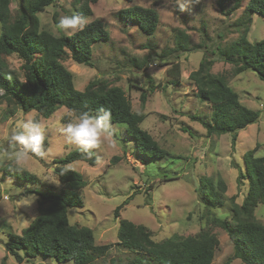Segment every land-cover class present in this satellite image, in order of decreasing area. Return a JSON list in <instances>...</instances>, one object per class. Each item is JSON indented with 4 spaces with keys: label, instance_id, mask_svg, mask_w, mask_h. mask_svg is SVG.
I'll list each match as a JSON object with an SVG mask.
<instances>
[{
    "label": "rangeland",
    "instance_id": "rangeland-1",
    "mask_svg": "<svg viewBox=\"0 0 264 264\" xmlns=\"http://www.w3.org/2000/svg\"><path fill=\"white\" fill-rule=\"evenodd\" d=\"M235 1L97 0L91 4L93 15L85 20L101 18L111 37L94 45L93 66L78 64L70 55L65 57V66L75 73L76 87L84 89L97 77L123 87L133 109L145 113L142 127L169 152L161 160L139 154L125 126L116 123L110 125L112 136L91 149L97 156L96 165L81 160L71 164L88 183L83 190V206L69 208L70 222L90 227L97 244L113 245L105 256L96 259L95 264H127L136 256L137 252L116 243L121 218L146 225L156 240L175 233L187 236L210 227L204 216L205 205L200 199L199 188L204 177L216 181L222 178L227 185L223 194L225 204L214 209V214L230 216V198L234 195L237 202H242L247 184L239 185L237 177L239 167L243 168L244 153L258 143L259 152L264 155V80L251 70L230 75L229 83L238 91L241 102L261 110L257 122L238 131L233 146L231 133L207 134L199 118H209L212 109L196 97L195 85L188 78L205 52L211 56L217 45H226L240 37L244 24L237 27V23H248L250 13L246 6L249 0H240L239 8L229 14H224L220 5L222 2L228 10ZM133 4L153 7L159 12V24L153 35L143 33L135 23L119 17L121 9ZM10 6L16 16L19 0H11ZM79 6V0H57L53 6L38 12L41 28L55 35L67 34L58 30L56 24L64 15L77 14ZM248 26L250 41L264 37V16L252 14ZM180 30L189 33L191 49L179 53L174 49ZM197 44H203V47L194 48ZM7 60L8 69L23 78L20 59L13 55ZM175 63L180 67L178 83L172 82L176 77L168 75V69ZM231 68V64L218 60L213 71ZM143 93L146 94L145 101ZM25 118L36 119L37 111L24 112L13 101L0 102V149L7 146L6 137L12 127ZM74 118L69 109L59 107L50 117L38 119L47 126L45 145L52 155L43 161L29 156L24 162L26 168L39 176L37 182L4 177L0 171V261L8 255V264H73L72 259L60 262L42 255L18 262L8 254L6 243L11 234H21L38 214L39 194L32 190H62V183L53 174L58 164L55 159L78 146L65 139L60 127L66 126L64 119ZM7 163L11 162L0 163V169ZM122 203L119 216H115L116 207ZM255 213L264 223V203L257 206ZM211 229L220 241L212 264H245L233 257L234 246L228 233L216 225ZM21 253L24 252L21 250Z\"/></svg>",
    "mask_w": 264,
    "mask_h": 264
},
{
    "label": "trees",
    "instance_id": "trees-1",
    "mask_svg": "<svg viewBox=\"0 0 264 264\" xmlns=\"http://www.w3.org/2000/svg\"><path fill=\"white\" fill-rule=\"evenodd\" d=\"M79 1L77 14L84 18L92 16L94 10L91 4L97 0ZM56 2L19 0V12L13 16L11 0H0V102L13 101L24 112L35 110L37 120L50 117L59 107H66L75 117L85 111L94 114L101 107L110 109L111 124L125 126L139 154L156 160L166 158L168 150L142 127L145 113L133 109L123 87L100 77L90 80L84 89L76 87L75 73L65 66V57L70 55L78 64L93 66L94 45L108 41L111 34L103 20L97 17L88 21L83 31L71 37L42 29L38 12ZM220 5L223 13L229 14L239 8L240 0H236L228 10H225L222 2ZM246 8L250 13L248 23L254 13L264 16V0H249ZM119 17L125 22L135 23L147 35H153L159 24L157 9L138 4L121 9ZM242 23L244 28L238 39L226 45H217L216 50L211 51V56L205 52L198 67L188 75L195 85L196 97L212 109L209 118H199L207 134L231 133L233 146L238 131L257 122L261 110L241 102L238 91L229 83L230 75L251 70L264 80V37L250 41L247 37L248 23L239 21L237 27ZM179 36L174 51L190 50L189 33L180 30ZM202 45L197 44L194 48L200 49ZM13 55L21 61L23 78L8 69L7 57ZM218 60L231 64V70L213 71ZM168 75L176 77L173 83L180 82L178 63L168 69ZM142 99L146 100L145 93ZM64 120L66 124L70 121ZM258 147L256 143L244 153L243 168L239 167L237 181L239 185L246 183L247 189L242 202L236 201V195L230 198V216L221 217L213 212L225 204L223 194L227 185L224 180L219 178L216 181L212 177L201 180L200 199L206 208L203 215L208 218L210 227L187 236L175 233L156 240L146 225L121 218L116 243L137 252L127 264H212L220 244L217 234L211 229L214 225L228 233L234 246V258L241 259L245 264H264V223L255 213L257 206L264 203V155H261ZM78 160L94 166L97 156L92 150L87 153L79 148L70 151L55 159L58 164L53 174L62 183V190H32L39 194L38 214L21 234H11L6 243L8 254L18 262L42 255L60 262L72 259L73 264H95L96 259L105 256L113 246L111 243L97 244L90 227L69 220V208L83 206V190L88 183L80 171H64L67 165ZM25 169L17 170L13 163H7L0 171L4 177L20 181L35 183L39 180L37 174ZM124 203L116 207L115 216H119ZM0 264H8V255L1 259Z\"/></svg>",
    "mask_w": 264,
    "mask_h": 264
},
{
    "label": "clouds",
    "instance_id": "clouds-1",
    "mask_svg": "<svg viewBox=\"0 0 264 264\" xmlns=\"http://www.w3.org/2000/svg\"><path fill=\"white\" fill-rule=\"evenodd\" d=\"M86 24L87 21L84 17L73 13L60 17L56 28L67 32L71 37L77 32L83 31ZM111 121V110L101 107L94 114L88 111L80 113L74 119H70L66 126L60 127V131L70 144L78 146L81 151L87 153L98 147L104 139L112 136ZM46 127L34 118L20 120L6 137L7 146L0 149V163L11 162L17 170H26L24 162L29 156L47 160L52 152L45 145ZM64 171H74V168L69 164ZM51 182L58 184L56 181Z\"/></svg>",
    "mask_w": 264,
    "mask_h": 264
}]
</instances>
